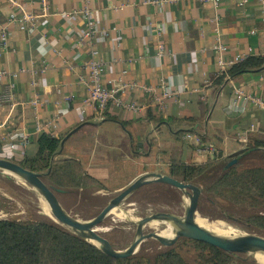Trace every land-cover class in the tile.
<instances>
[{"label":"crops","instance_id":"0c3cea01","mask_svg":"<svg viewBox=\"0 0 264 264\" xmlns=\"http://www.w3.org/2000/svg\"><path fill=\"white\" fill-rule=\"evenodd\" d=\"M14 1L0 0L1 158L34 156L43 132L68 136L58 157L80 161L102 185L93 191L118 192L144 173L169 174L172 162L211 161L188 134L215 159L264 142V68L217 82L264 56V0H90L93 28L84 0ZM93 63L103 87H121L102 114L82 107Z\"/></svg>","mask_w":264,"mask_h":264},{"label":"trees","instance_id":"16d2710c","mask_svg":"<svg viewBox=\"0 0 264 264\" xmlns=\"http://www.w3.org/2000/svg\"><path fill=\"white\" fill-rule=\"evenodd\" d=\"M262 68L264 56L247 57L225 70L217 82L222 85ZM187 133L189 132L180 131L178 136L184 137ZM60 147L61 138L53 133L43 132L38 138L36 154L26 156L17 163L38 173L50 171L49 181L60 189L88 191L102 188L101 183L85 171L80 161L59 158ZM260 150L264 151L263 141L250 143L243 153L237 156V163L230 167H227V163L232 159L230 157H219L202 164L172 162L169 165V175L185 183L195 184L202 192L223 198L241 209H264V167L242 168L241 163L242 157ZM219 168L221 174L205 187V180L211 172ZM0 181L16 183L13 178L1 176ZM6 202L8 199L0 196V211L6 207ZM240 222L249 229L264 231V211L248 215ZM181 244L193 247L197 255L194 262L185 259L176 248L178 245L159 250L154 255L140 253L124 259H115L104 254L91 242L55 223L50 217H37L33 220L0 218V264H258L252 256L229 254L203 242L183 239Z\"/></svg>","mask_w":264,"mask_h":264},{"label":"rangeland","instance_id":"374dc122","mask_svg":"<svg viewBox=\"0 0 264 264\" xmlns=\"http://www.w3.org/2000/svg\"><path fill=\"white\" fill-rule=\"evenodd\" d=\"M209 160L215 159L208 155ZM144 162V161H142ZM242 168L262 166L264 167V151H256L241 158ZM221 174V168L211 172L205 180V187ZM154 185V186H153ZM20 186V187H19ZM117 192L111 191H83L73 190L69 194L59 195L60 201L65 210L77 219H86L98 213L102 207L115 197ZM0 196L8 199L6 207L0 211V218H18L20 220L36 219L37 217H49L48 207L45 200L35 191L29 190L21 181L16 180L15 184L0 181ZM188 196L179 189L171 186H145L139 189L134 195L127 199L105 218L97 230L105 236L116 250H123L129 246L137 235L136 220L153 213H172L178 216L184 214ZM199 216L207 220L206 230L217 232L221 235L253 233L264 236V231L257 228H247L240 221L248 215L263 212L260 210L241 209L229 201L212 197L202 192L199 202ZM168 229L171 231L169 232ZM144 233L155 231L163 236H171L174 227L164 222L148 223ZM180 239L174 246L185 257L188 262H194L197 255L190 245L181 244ZM171 248V247H169ZM161 248L154 241H146L139 246L135 254L154 255ZM252 258L258 263L255 256Z\"/></svg>","mask_w":264,"mask_h":264},{"label":"water","instance_id":"95a60500","mask_svg":"<svg viewBox=\"0 0 264 264\" xmlns=\"http://www.w3.org/2000/svg\"><path fill=\"white\" fill-rule=\"evenodd\" d=\"M70 136V135H69ZM68 136L63 139L64 145ZM237 155H232L227 163L230 167L237 163ZM47 173L31 171L19 163L0 157V176L13 178L21 181L30 190L38 193L46 202L49 217L57 224L68 229L77 236L97 246L104 254L115 259H124L137 252L139 246L146 241H154L161 248L174 246L180 239H189L203 242L221 249L224 252L234 255L255 256L264 254V236L253 233H241L231 235H220L210 232L198 224L199 202L202 189L195 184L185 183L172 177L169 174L160 172H147L138 177L127 187L117 192L107 205L89 218L77 219L71 216L63 207L59 195L65 194L67 190L60 189L53 185L48 179ZM152 184H164L179 189L188 196L184 214L178 216L172 213H153L136 220L137 235L132 243L123 250H116L110 241L97 230L99 225L107 218L113 210L122 205L127 199L134 195L142 187ZM159 221L171 224L174 227L171 236H163L155 231L144 233L143 228L151 222ZM259 262V261H258Z\"/></svg>","mask_w":264,"mask_h":264},{"label":"built area","instance_id":"2783aa9c","mask_svg":"<svg viewBox=\"0 0 264 264\" xmlns=\"http://www.w3.org/2000/svg\"><path fill=\"white\" fill-rule=\"evenodd\" d=\"M11 1V3H13L15 6H19L14 0H9ZM85 1V5L83 7V9L81 10L80 13H82V15L84 16V19L87 21V25H89L91 28L94 27V21H93V13L89 7V1L90 0H84ZM203 2H214L215 4H218L221 1L224 0H200ZM43 6L47 7V0H43ZM36 17L35 15H29V14H25L22 16V20H34ZM17 19L15 17H13L11 19L10 22H14ZM163 47L161 46V49ZM221 50L224 49L222 46L219 47ZM221 65H224V63H221ZM2 79V75L0 74V80ZM121 90V87L114 86L112 88H105L102 85L101 82V65L99 63H93L91 65V84H90V91H89V95L87 97V99L84 101L82 107L84 108V106H90L93 107L94 109L97 110V112L99 114H102L107 107L115 102L118 101V94ZM169 95H164L163 97L158 99V105L159 106H164L165 102H166V98ZM129 109L132 110H139V107L135 104H129L128 105ZM188 139H193L196 143V145L199 148V152L200 153H204L209 155L210 157H214L217 153V149L211 145V144H207L203 141L202 138L198 137V136H193L191 134H188L187 137ZM26 139V138H25ZM24 139V143L26 142V140ZM23 143V145H24ZM17 146H15L14 144H9L6 145L5 148L9 149L10 151H14V149ZM216 157V156H215Z\"/></svg>","mask_w":264,"mask_h":264},{"label":"bare ground","instance_id":"6f19581e","mask_svg":"<svg viewBox=\"0 0 264 264\" xmlns=\"http://www.w3.org/2000/svg\"><path fill=\"white\" fill-rule=\"evenodd\" d=\"M198 224L201 226V227H203V228H207V220L206 219H204V218H199L198 220ZM156 222H159V221H154V223H156ZM152 223V222H151ZM168 231L169 232H171L169 229H168ZM215 233H217V232H215ZM217 234H219V233H217ZM221 235V234H220ZM257 256H258V261H259V263H261V264H264V254H257Z\"/></svg>","mask_w":264,"mask_h":264}]
</instances>
